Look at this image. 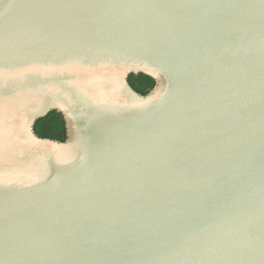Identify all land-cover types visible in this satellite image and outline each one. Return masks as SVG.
<instances>
[{
  "label": "water",
  "instance_id": "water-1",
  "mask_svg": "<svg viewBox=\"0 0 264 264\" xmlns=\"http://www.w3.org/2000/svg\"><path fill=\"white\" fill-rule=\"evenodd\" d=\"M0 264H264V0H0Z\"/></svg>",
  "mask_w": 264,
  "mask_h": 264
},
{
  "label": "trees",
  "instance_id": "trees-1",
  "mask_svg": "<svg viewBox=\"0 0 264 264\" xmlns=\"http://www.w3.org/2000/svg\"><path fill=\"white\" fill-rule=\"evenodd\" d=\"M129 84L138 93L145 95L154 86V80L145 74H129ZM34 130L40 137H48L59 141H64L66 138L64 121L61 114L52 110L45 116L36 120Z\"/></svg>",
  "mask_w": 264,
  "mask_h": 264
}]
</instances>
